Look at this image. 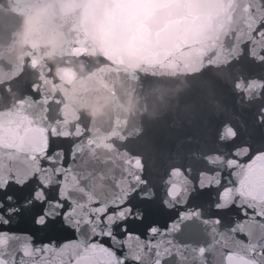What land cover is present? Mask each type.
Segmentation results:
<instances>
[{
    "label": "water",
    "instance_id": "95a60500",
    "mask_svg": "<svg viewBox=\"0 0 264 264\" xmlns=\"http://www.w3.org/2000/svg\"><path fill=\"white\" fill-rule=\"evenodd\" d=\"M249 4L257 17L264 15L258 0H0V143L17 140L20 148L21 130L42 138L31 118L47 111L48 128L71 133L56 143L65 154L76 145V165L101 162L146 182L136 185L140 192L132 198L150 209L141 234L151 223L163 230L182 211L220 215L226 229L238 209L215 212V189L188 192L201 174L227 178L228 161L245 166L264 153V38L244 43L254 26ZM33 84L40 95L28 90ZM173 169L183 170L187 181L172 177L170 199ZM244 171L250 194L264 197V169ZM41 177L56 182L47 171ZM121 190L132 191L128 179ZM141 194L150 199L141 202ZM9 219L3 230L31 232L37 243L71 238L36 229L27 213ZM193 222L194 235L177 237L189 245L179 264H200L193 249L210 241L216 264H222L225 241L246 254L212 219ZM156 239H165L163 232ZM253 240L264 247L258 234Z\"/></svg>",
    "mask_w": 264,
    "mask_h": 264
},
{
    "label": "snow or ice",
    "instance_id": "6c2138e0",
    "mask_svg": "<svg viewBox=\"0 0 264 264\" xmlns=\"http://www.w3.org/2000/svg\"><path fill=\"white\" fill-rule=\"evenodd\" d=\"M246 7L254 19V26L244 43L252 46L264 38V15L257 17L258 9L251 4ZM258 8L264 12V0H258ZM261 54L264 56V48ZM28 90L33 95H40L35 84L28 86ZM40 103H47L42 96ZM47 117L45 111L42 118H31V128L43 129L42 138L21 130L20 148L16 147L17 140L11 144L0 143V264H170L174 258L179 264L186 259L183 253L189 250V245L177 237L194 235L197 225L193 221L197 218L201 224L212 219L218 232H227L245 249L246 254L235 251L234 246L225 241L219 252L223 257L222 264H264V247L253 240L257 234L264 238V197L256 198L250 194L251 185L244 171L245 168L264 169V153L250 156L245 166L234 160L228 161L227 178L221 172L218 179L209 175L205 180L201 174V181L188 192L191 196L197 191L215 189L211 206L215 212L231 213L232 209H238L239 215L232 217V223L226 229L220 228L223 222L220 215L204 217L199 212L193 215L182 211L169 219L163 230L151 223L141 234L140 226L144 225L150 209L133 203L132 198L140 192L136 185L146 182L140 175H118L101 162L76 165L79 155L76 145L65 154L56 143L57 139H69L71 133L57 135L47 127ZM41 170L54 176L56 182L42 179ZM177 174L180 181H187L183 170L173 169L169 173L167 195L170 199L174 198L171 189L176 187L171 179ZM123 179L129 180L132 191L122 193ZM71 180L75 181V187L68 185ZM185 188L186 184L180 185L181 192ZM53 189L54 194H50ZM14 190L17 195L9 194ZM149 199L147 195L139 196L141 202ZM164 203L167 206V202ZM186 203L185 200L181 207ZM24 213L36 229L46 233H70L71 238L60 243L55 239L37 243L31 232L3 230V226L11 223L9 217ZM161 232L165 239L157 240ZM212 249L211 241L193 249L201 258L200 264H216L217 254Z\"/></svg>",
    "mask_w": 264,
    "mask_h": 264
}]
</instances>
